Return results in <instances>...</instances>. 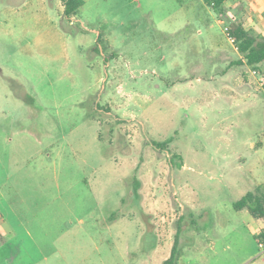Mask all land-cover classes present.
<instances>
[{"label": "rangeland", "instance_id": "1", "mask_svg": "<svg viewBox=\"0 0 264 264\" xmlns=\"http://www.w3.org/2000/svg\"><path fill=\"white\" fill-rule=\"evenodd\" d=\"M62 9L0 0L11 264H162L176 234L178 264H264L233 208L264 186V66L237 65L234 101L217 91L225 14L202 0H85L71 22Z\"/></svg>", "mask_w": 264, "mask_h": 264}, {"label": "crops", "instance_id": "2", "mask_svg": "<svg viewBox=\"0 0 264 264\" xmlns=\"http://www.w3.org/2000/svg\"><path fill=\"white\" fill-rule=\"evenodd\" d=\"M45 1V0H41ZM63 7V6H62ZM223 8L225 10V17L232 21L241 22L246 29L253 30L258 34L264 35V0H225L223 3ZM63 9L60 14H62ZM218 21H222L219 19ZM228 45L216 46L215 49H209L212 54H209V70L210 77L212 78L214 74L213 71L220 70L221 73L218 74L220 77L217 91L221 95H235L236 91L240 89L241 83L239 80V67L235 61L240 59L241 55L237 51V48L233 44L232 40L228 38ZM219 57H215V56ZM217 59L223 63L225 66L219 68L220 64H214V60ZM232 63V64H231ZM230 65H236L237 67L231 68ZM217 66V68H216ZM258 66H264V63ZM219 71V72H220ZM232 78V79H230ZM233 80V83L230 81ZM234 101V97L232 96ZM1 187V185H0ZM261 188L264 190L262 185H254L252 191L256 188ZM136 191V190H135ZM133 190V192L135 193ZM133 193V194H134ZM2 198V196H0ZM239 214L241 221L245 224V227L250 230V233L257 238L261 233H264V218L253 217L250 212L246 209L236 210ZM14 232L10 223L0 214V264H11V255L14 250L12 246L9 245V241L13 238Z\"/></svg>", "mask_w": 264, "mask_h": 264}, {"label": "trees", "instance_id": "3", "mask_svg": "<svg viewBox=\"0 0 264 264\" xmlns=\"http://www.w3.org/2000/svg\"><path fill=\"white\" fill-rule=\"evenodd\" d=\"M207 6H212L213 10L218 14H224L223 3L225 0H202ZM63 11L62 19L71 22L79 12L81 6L84 5L85 0H60ZM226 26L227 37L230 38L241 55L240 59L236 60V64H246L254 69L258 65L264 63V35L258 34L253 30L246 29L241 22L227 19ZM164 143H157V147ZM156 145V144H154ZM164 148V147H163ZM133 185H139L135 179ZM135 190V189H134ZM235 210L246 208L253 217L264 218V190L256 188L254 191L245 193L242 197L233 203ZM178 234H176L174 244L172 246L170 255L162 264H178L181 257V251L178 249ZM264 236V233H261Z\"/></svg>", "mask_w": 264, "mask_h": 264}, {"label": "built area", "instance_id": "4", "mask_svg": "<svg viewBox=\"0 0 264 264\" xmlns=\"http://www.w3.org/2000/svg\"><path fill=\"white\" fill-rule=\"evenodd\" d=\"M225 30H226V27H225ZM256 243H257V248H258L257 256H260L264 259V236H261V234H259L256 238Z\"/></svg>", "mask_w": 264, "mask_h": 264}]
</instances>
